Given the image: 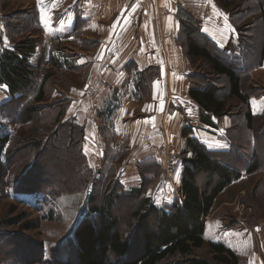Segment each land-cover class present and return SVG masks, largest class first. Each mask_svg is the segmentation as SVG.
Wrapping results in <instances>:
<instances>
[{
    "label": "crops",
    "instance_id": "0c3cea01",
    "mask_svg": "<svg viewBox=\"0 0 264 264\" xmlns=\"http://www.w3.org/2000/svg\"><path fill=\"white\" fill-rule=\"evenodd\" d=\"M27 1L29 11L18 19L4 15L0 7L4 46L9 48L16 43L4 31L15 27L23 31L29 25L31 32L34 26L39 31L40 45L30 58L33 67L41 59L42 65H48L52 54L57 65L67 72L86 70L80 72V85L54 87L51 99L65 106V115L57 127L72 122L82 129V168L91 172L92 178L97 173L126 192L139 189L148 181V198L160 208L171 207L176 199H172L170 186L163 182L161 162L151 147L171 144L182 159L187 148L182 131L187 126L193 129L191 138L215 160L241 172L240 179L217 196L212 209L226 192L240 188L246 178L262 170L248 169L264 127L256 135L255 124L250 128L245 114L240 117L236 111L220 118L211 116L215 126L200 122L199 105L190 97L189 90L203 86L194 72L193 62L197 60L187 55L180 19L184 14L191 16L209 44L221 51L230 48L232 63L242 70L238 75L254 87L257 85L248 93L252 96L251 117L264 119V0H229V7L221 4L223 0H42L39 6L37 0ZM234 3L240 4L236 12L232 10ZM31 17L35 21L29 23ZM256 31L261 48L254 58L252 42ZM69 64L72 70L68 69ZM253 101L258 109L255 113ZM240 157H245L247 164H240ZM183 169L181 162L178 182ZM91 182L89 179V186ZM258 188L264 200V188ZM262 224L264 219L251 222L250 239L249 232L237 223L227 222L221 216L208 217L203 239L245 256L246 264H264Z\"/></svg>",
    "mask_w": 264,
    "mask_h": 264
},
{
    "label": "trees",
    "instance_id": "16d2710c",
    "mask_svg": "<svg viewBox=\"0 0 264 264\" xmlns=\"http://www.w3.org/2000/svg\"><path fill=\"white\" fill-rule=\"evenodd\" d=\"M221 4L229 7L231 2L223 0ZM33 21H35L33 17L29 18V23ZM180 22L187 40L188 57L193 61L206 62L215 75L224 78L227 82L226 95L221 97L215 86L193 87L189 90L190 97L199 105L200 122L215 126L210 120L211 116L220 118L226 115L230 111V101L234 100L240 104V108H243L247 124L252 128L260 118L251 117L249 101L252 96L248 93L252 90H244V81L237 73L242 70H238L235 63H232L230 48L221 51L209 44L206 38L199 34L198 26L191 16L184 14ZM262 23L264 29V13ZM2 44L0 34V86L6 88L10 97L6 108L3 107V109L8 115L21 113L23 124L33 126L30 138H35L37 149H41L42 142L44 144L51 137L56 138L60 132L64 137V132L67 131V144H74L82 167L84 165L80 142L82 129L72 122H66L57 127L65 115L64 104L60 103L54 112L45 115L42 119L39 118L38 105L51 100L54 79L61 82L67 79L65 75L71 72L58 66L57 59L52 54L48 57L50 59L48 65H42L41 59L38 66L33 67L30 64V58L39 48L38 40L21 39L9 48H3ZM263 55L264 45L261 49V56ZM68 69L72 70L71 64ZM80 72H86V70L81 68ZM74 73H76L75 69ZM67 80L71 81L70 78ZM23 97H25L24 101L19 103ZM192 134V127L183 128L182 136L187 139V148L181 154L182 159L179 158V162L184 164L181 180V190L184 194L182 202L174 200L171 207L166 209L153 207L149 204V199L145 198L148 181L131 192L132 196L139 201L134 213L136 219L144 223L149 215L154 216L153 227L141 234V253L131 261L123 260L128 255L130 244L120 235L119 220L113 211L118 190L124 192L115 183V187L110 186L112 191L109 190L102 204H96L92 194L88 197L87 211L92 217L82 222L74 233L79 264H246L245 260L241 261L239 256L223 244L205 245L204 243L205 219L210 214L215 199L233 181L240 179L241 172L238 168L226 166L215 160L197 140L191 138ZM26 139H28L27 132L22 131L17 136L16 142L19 144ZM11 141L12 138L8 134L0 137V186L8 166V161L4 162L3 156L9 153L6 150L9 149ZM258 168L260 163L255 158L248 170L254 172ZM201 175L207 178L204 186H201L198 181ZM105 182L108 184L110 181ZM16 222L12 220L7 224L14 225ZM37 228L36 221L26 224L25 227L26 230ZM204 246L210 252V259L196 255V250Z\"/></svg>",
    "mask_w": 264,
    "mask_h": 264
},
{
    "label": "rangeland",
    "instance_id": "374dc122",
    "mask_svg": "<svg viewBox=\"0 0 264 264\" xmlns=\"http://www.w3.org/2000/svg\"><path fill=\"white\" fill-rule=\"evenodd\" d=\"M1 3L0 7L4 15L11 19H18L23 13L29 11V1L27 0L21 2L1 0ZM239 5L234 3L232 10L236 12ZM20 21L21 24L24 23V20ZM32 28V31L29 32V26H26L23 31L15 27L13 30L4 31V33L14 43L25 38L39 41L38 29L34 26ZM0 34H2L1 31ZM252 43V52L255 58L261 48L257 31ZM4 45L3 43L2 47L6 48ZM66 51L71 53L69 48H66ZM193 66L194 72L197 74L196 78L202 86H215L220 97L226 95L228 89L226 80L215 75L206 62L195 61ZM66 76L71 81L65 79L60 82L54 79L52 87L67 89L71 85L81 84V73H68ZM243 81L244 90L257 88V85L254 87L255 85L249 84L245 79ZM3 88L5 87L0 86V137L8 134L12 141L8 146L9 149L6 150L9 153H5L3 156L4 162L8 161V166L0 186V264H79L74 233L82 222L92 217L87 211L89 208L88 197L92 194L96 199V204H102L109 190L112 191V187H115V182L107 184L104 181L105 178L97 173L95 178H92L91 172L87 173L85 168L81 167V160L77 156L74 144H67V131L64 132V137L60 132L56 138L51 137L44 144L42 142L41 149H37L35 138H30L33 126L23 124L21 113L8 115L3 109L10 98ZM24 98L19 103L23 102ZM57 101L54 102L51 99V101L48 100L38 105L40 108L39 118L42 119L45 115L54 112L60 105ZM239 105L234 100H231L229 104L230 111H236L241 117L243 108H240ZM263 127L264 119L260 118L253 127L256 135ZM241 130L240 128L239 136L243 134ZM22 131L27 132L28 139L17 144V136ZM257 147L253 155L259 160L262 170L248 180L246 178L240 188L226 192L208 216H221L225 221H233L248 232L251 222L264 219V200L261 198L262 193H259L258 188H264V135H261L260 138L257 137ZM177 154L180 158L178 152ZM238 160L240 164H247L245 157H240ZM231 163L235 164L236 162L231 161ZM89 178L92 181L90 186L88 185ZM198 181L201 186H204L207 178L201 175ZM110 186L112 187L110 188ZM131 192L124 191L122 193L118 190L113 210L119 220L118 231L122 238L129 241L130 244L128 255L123 259L125 262L131 261L141 253V234L154 225L153 215H149L144 223L136 219L134 213L138 208L139 201L132 196ZM147 194L145 198L149 199V204L160 208L154 204L150 197L148 198ZM173 196L171 194L172 199ZM12 220L17 221L16 224L8 225L7 222ZM35 221L38 223L37 229H25L26 224ZM261 226L264 227L263 224ZM248 235V238L251 239V232ZM204 243L208 244L205 240ZM196 255L206 259L211 257L206 246L196 250ZM244 257L239 256L241 261H247V258Z\"/></svg>",
    "mask_w": 264,
    "mask_h": 264
},
{
    "label": "built area",
    "instance_id": "2783aa9c",
    "mask_svg": "<svg viewBox=\"0 0 264 264\" xmlns=\"http://www.w3.org/2000/svg\"><path fill=\"white\" fill-rule=\"evenodd\" d=\"M151 151L154 156L160 160L163 172V182L168 184L172 190L174 198L178 202H182L184 199V194L182 192V183L176 182L177 170L180 167V162L178 154L171 144H167L163 147L152 146ZM242 225L244 228L247 226Z\"/></svg>",
    "mask_w": 264,
    "mask_h": 264
},
{
    "label": "snow or ice",
    "instance_id": "6c2138e0",
    "mask_svg": "<svg viewBox=\"0 0 264 264\" xmlns=\"http://www.w3.org/2000/svg\"><path fill=\"white\" fill-rule=\"evenodd\" d=\"M209 2H211V0H209ZM37 3H38V6H39L42 3V0H37ZM212 7L215 8V5L213 4ZM217 15H223V14L222 13H217ZM224 19L227 20V17L224 16ZM232 31L234 32L235 30L232 29ZM99 58L102 59V55ZM173 75H175V74H173ZM257 110L258 109H257L256 103H255V101H253V112L255 113ZM145 123H148V121H145ZM177 182H178V173H177ZM250 264H251V262H250Z\"/></svg>",
    "mask_w": 264,
    "mask_h": 264
}]
</instances>
